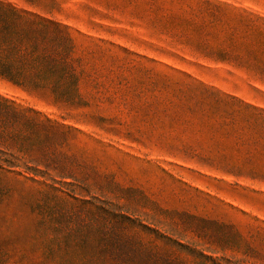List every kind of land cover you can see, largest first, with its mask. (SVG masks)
<instances>
[{"label":"rangeland","instance_id":"374dc122","mask_svg":"<svg viewBox=\"0 0 264 264\" xmlns=\"http://www.w3.org/2000/svg\"><path fill=\"white\" fill-rule=\"evenodd\" d=\"M6 1L67 27L82 101L58 106L1 79L0 95L72 127L71 150L125 194L205 218L206 235L187 240L206 248V264H264V0ZM23 187L43 188L16 184L0 200L11 264L41 255L31 251L36 195ZM143 210L157 220L150 202Z\"/></svg>","mask_w":264,"mask_h":264},{"label":"trees","instance_id":"16d2710c","mask_svg":"<svg viewBox=\"0 0 264 264\" xmlns=\"http://www.w3.org/2000/svg\"><path fill=\"white\" fill-rule=\"evenodd\" d=\"M0 79L30 94H46L58 106L82 101L76 46L67 27L6 0H0ZM73 130L0 95V200L9 197L16 184L43 186L21 190L22 196L36 195L31 251L41 255L32 264H206V248L198 250L200 244L187 240L188 232L206 235V219L168 212L140 189L127 188L125 194L108 176L90 173L71 150ZM149 202L157 220H147L143 209ZM158 214H166L170 222ZM207 223L239 236L230 224ZM168 246L196 253L199 262L191 263ZM12 258L0 241V264H11Z\"/></svg>","mask_w":264,"mask_h":264}]
</instances>
